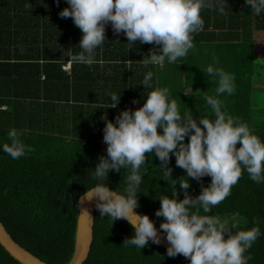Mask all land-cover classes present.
<instances>
[{
    "label": "trees",
    "instance_id": "trees-1",
    "mask_svg": "<svg viewBox=\"0 0 264 264\" xmlns=\"http://www.w3.org/2000/svg\"><path fill=\"white\" fill-rule=\"evenodd\" d=\"M66 7L67 0H59V5L57 0H0V144L9 143L7 133L15 129L32 149L19 159L0 151V221L18 244L48 264H68L73 258L79 199L96 183L92 173L99 157L107 155L105 115L114 122L121 110L142 107L148 92L167 87L182 115L214 118L204 99L211 96L221 102L222 111L248 124L264 140V120L254 121L252 110L260 69L256 33L264 31V13L255 15L245 0H224V14L215 7L203 9L204 27L194 34V49L175 63L166 60L145 67L143 59L150 56V49L159 54V46L137 40L130 48L127 37L114 33L109 23L95 63L72 62L70 71L63 70L70 59L64 52L80 51L82 32L71 17L59 16ZM208 66L229 75L231 95L217 93L219 78L204 71ZM148 71L153 73L152 87L145 89L141 82ZM111 94L120 96L115 108L108 107ZM4 106L7 110L1 109ZM157 131L162 133L160 128ZM145 157L141 173L147 172L136 210L160 230L164 218L155 215L159 198H173L177 182L178 198L183 199L180 180H189L187 192L195 198L212 178H187L175 156L167 166L171 177L166 176L154 150ZM129 174L130 169L109 172L108 187L123 192ZM233 213H239L237 231L260 228L262 235L245 255L252 257L248 264H264V183H255L246 171L208 215L223 219ZM200 214L205 215L202 210ZM133 235L127 221L112 224L97 209L94 241L84 264H190L182 255L169 257L167 249L151 241L141 250L123 244ZM0 264L21 263L0 244Z\"/></svg>",
    "mask_w": 264,
    "mask_h": 264
},
{
    "label": "clouds",
    "instance_id": "clouds-1",
    "mask_svg": "<svg viewBox=\"0 0 264 264\" xmlns=\"http://www.w3.org/2000/svg\"><path fill=\"white\" fill-rule=\"evenodd\" d=\"M67 4L69 7L60 11L59 16L71 17L81 30L82 38L78 53L69 49L64 55L71 62L88 66L95 63L96 50L106 39L109 23L114 33L127 37L130 48L137 40L141 44L159 46V54L150 49V56L143 59L147 67L163 65L166 60L175 63L188 56L195 47L194 34L204 27L203 9L215 7L220 14L225 13L224 0H67ZM245 4L250 5L257 16L264 13V0H245ZM204 71L210 77L219 78L218 94L234 92L231 78L222 69L208 66ZM152 78L151 71L144 75L141 84L145 89L152 87ZM109 97L108 107L115 108L120 96L111 94ZM204 99L214 118L201 116L197 120L193 114L182 115L167 87L148 92L142 107L134 111L121 110L114 122L106 115L102 117L107 155L99 157L92 173L96 183L87 188L84 198L95 201L101 217L107 215L112 224L118 219L130 224L134 235L123 244L140 250L148 246L149 241L158 245L161 236L154 221L134 211L139 207V187L147 172L145 169L141 173V168L146 164L145 153L151 154L154 150L165 175L171 177L172 169L167 166L171 156H175L176 165L186 170L187 178L199 181L210 176L212 179L207 187L201 186V193L195 198L188 195L189 180L179 181L184 190L183 199L178 198L177 182L171 191L173 198L167 195L159 198L161 206L155 215L164 218L159 228L166 233L170 245L167 255H183L190 259V264H248L252 257L245 253L262 235L260 228L254 226L237 231L239 213L223 219L208 213L230 195L244 171L255 183H264V140L248 124L222 111L219 100L211 96ZM158 128L162 133H158ZM21 136L22 133L15 129L10 130L7 133L9 143L0 144V151L12 159L24 157L32 149ZM121 169H130L126 187L123 192L110 190L109 172L120 173ZM201 210L205 215L200 214ZM232 229L236 231L233 233ZM225 233H228L227 239Z\"/></svg>",
    "mask_w": 264,
    "mask_h": 264
},
{
    "label": "water",
    "instance_id": "water-1",
    "mask_svg": "<svg viewBox=\"0 0 264 264\" xmlns=\"http://www.w3.org/2000/svg\"><path fill=\"white\" fill-rule=\"evenodd\" d=\"M96 210L95 201L87 200L84 198L83 194L79 199V216L74 255L68 264H84L88 259L94 241ZM134 211L138 213L136 209ZM158 234L161 236V243L158 245L167 249L170 245L166 239V233L158 230ZM0 244L15 260L21 264H48L18 244L9 234L1 221Z\"/></svg>",
    "mask_w": 264,
    "mask_h": 264
},
{
    "label": "rangeland",
    "instance_id": "rangeland-1",
    "mask_svg": "<svg viewBox=\"0 0 264 264\" xmlns=\"http://www.w3.org/2000/svg\"><path fill=\"white\" fill-rule=\"evenodd\" d=\"M256 52L259 60V74L254 80V91L252 96V110L254 121L264 120V31L256 33Z\"/></svg>",
    "mask_w": 264,
    "mask_h": 264
},
{
    "label": "built area",
    "instance_id": "built-area-1",
    "mask_svg": "<svg viewBox=\"0 0 264 264\" xmlns=\"http://www.w3.org/2000/svg\"><path fill=\"white\" fill-rule=\"evenodd\" d=\"M72 68V62L69 61L66 65L63 66V70L70 71Z\"/></svg>",
    "mask_w": 264,
    "mask_h": 264
},
{
    "label": "crops",
    "instance_id": "crops-1",
    "mask_svg": "<svg viewBox=\"0 0 264 264\" xmlns=\"http://www.w3.org/2000/svg\"><path fill=\"white\" fill-rule=\"evenodd\" d=\"M1 109H2V110H7V107H6V106H4V107H2Z\"/></svg>",
    "mask_w": 264,
    "mask_h": 264
}]
</instances>
